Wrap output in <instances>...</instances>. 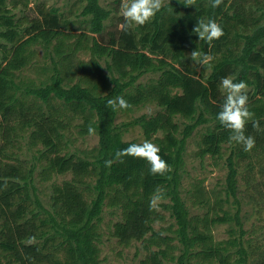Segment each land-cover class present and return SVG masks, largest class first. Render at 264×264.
Here are the masks:
<instances>
[{"label":"trees","instance_id":"1","mask_svg":"<svg viewBox=\"0 0 264 264\" xmlns=\"http://www.w3.org/2000/svg\"><path fill=\"white\" fill-rule=\"evenodd\" d=\"M80 1L86 24L73 27L56 8L41 10L28 22L9 8V0H0V264H100L105 207L120 213L112 234L121 245L142 243L146 254L140 264H264V247L245 239L238 185L239 160L248 161L252 173L264 156V11L248 22L237 0H223L216 8L211 0H163L150 22L125 29L123 20V27L109 30L103 43L92 34L104 32L112 10L101 0ZM199 19H214L223 36L211 43L199 40L192 31ZM90 40L92 58L78 61ZM38 44L47 49L53 45L63 62L39 85L21 75L31 64V47ZM206 55L212 59L202 62ZM190 58L198 64L192 65ZM77 71L80 78L71 84L70 75ZM149 73L158 77L143 82ZM225 77L248 85L249 107L260 122V130L252 122L246 127V134L255 138L250 151L230 143V131L216 119ZM117 97L130 107L113 111L107 102ZM147 104L161 110L117 124L121 110ZM76 116L82 118L80 135H89L92 127L99 136L98 145L82 154L70 151L64 141L67 119ZM178 117L190 122L182 127ZM130 126H140L149 141L154 137L169 165L163 175L152 174L142 158L116 157L129 144L140 143L124 140L123 130ZM202 126L206 131L198 157L220 156L226 144L231 152L225 196L197 185L193 204L209 209L192 215L182 194L185 152ZM25 136L37 148L33 161L13 150ZM39 168L44 178L72 175L53 183L48 204L38 191ZM245 179L254 180L251 175ZM157 189L163 199L150 204ZM231 202L232 213L225 209ZM162 209L174 223L157 230L155 224L166 219ZM225 223L233 224L231 237L216 241L212 228Z\"/></svg>","mask_w":264,"mask_h":264},{"label":"rangeland","instance_id":"2","mask_svg":"<svg viewBox=\"0 0 264 264\" xmlns=\"http://www.w3.org/2000/svg\"><path fill=\"white\" fill-rule=\"evenodd\" d=\"M164 1L169 2V0ZM123 3L124 0H101V4L111 9L113 13L111 19L106 22V29L104 32L102 34H92L94 37H97L100 42H108L109 30L121 29L123 27L122 22L124 18L121 14V6ZM84 4L85 3H82L80 0H9V8L13 9L14 13L19 18L26 17L28 22L38 18L41 10L56 8L61 12L64 20L72 24L73 27H80L86 24L84 22L85 17L81 15ZM236 4H241V9H243V13L248 22H253V18L259 16L262 11H264V0H237ZM241 28L242 25H238L236 30H241ZM79 32L81 31L78 30L76 33ZM89 35H91L90 32ZM88 45V48L77 54L78 61H89L92 58L89 48L90 45H92L91 40L88 42ZM30 50H32L31 64L21 73L25 82H33L39 85L43 80H48L56 72L55 67H62L60 63L63 62H59L60 59L56 51H54L53 45L47 49L43 45L38 44L31 47ZM54 59L58 61V66H56ZM189 62L194 66L198 64L193 58H190ZM101 64L104 66V60H101ZM201 67L202 64L199 63V70H201ZM63 68L66 74L70 72L68 66ZM155 77H158V75L149 73L142 81L148 82ZM79 78L80 74H78V71L74 72L70 75V83L73 84L77 82ZM160 110L161 108L156 104L135 107L127 112L121 110L117 115L116 122L122 125V123L129 122L143 114L149 116L155 115ZM68 114L71 113L68 112ZM81 121L82 118L78 116L67 119L68 126L64 131V141L68 142V149L79 154H82L83 151L93 149L99 142V136L97 134L82 136L78 133V124H80ZM177 121L181 123L182 127H184L185 123L190 122V120L183 119L182 117H178ZM205 131V126L196 130L192 137L189 138L185 152L186 165L182 181V194L192 215H203L209 209V206H198L193 204L192 192L197 185H202L208 194H210V192H215L223 196H225L227 187V158L231 152V148L228 147L229 144H226L220 156L212 157L208 155L201 159L197 154L200 149V141ZM161 135L162 133H159L155 136ZM26 137L27 136L19 138L17 142L18 147L13 148V150L19 153L21 159L32 160L33 155L37 154V148L30 147ZM123 137L124 140H136L140 143L146 140L140 126H130L127 130H123ZM153 139L154 137L151 140L152 143H154ZM260 158L259 162H255L256 168L252 173L246 168V163L248 161L239 160L240 175L238 185L240 189L239 198L242 203V213L245 216V239L250 242L252 246L264 247V156ZM40 172L41 168L37 170L36 183L42 200L48 204L53 183H62L63 180L70 179L72 175L69 173L66 175H54L51 178H44L43 174L41 175ZM249 175H251L254 180L248 183L245 177L248 178ZM214 200V196L211 195V203ZM225 209H228V211L232 213L234 211L233 203L231 202L230 206H227ZM161 212L165 215L166 219L155 224V229L157 230L160 228H167L171 223H174V219L169 211L162 209ZM120 219L119 211H113L109 207L104 208L102 221L100 223V231L102 233V239L99 243L101 249L100 264H140L141 260L145 258L146 251L143 249L140 241H134L130 246H123L118 242L117 238L113 236V225ZM232 225L233 224L225 223L214 226L212 228L214 239L216 241L229 239L231 237L230 229ZM179 252V250L176 251V253ZM167 264H176V262L168 261ZM211 264L220 263L214 261Z\"/></svg>","mask_w":264,"mask_h":264},{"label":"clouds","instance_id":"3","mask_svg":"<svg viewBox=\"0 0 264 264\" xmlns=\"http://www.w3.org/2000/svg\"><path fill=\"white\" fill-rule=\"evenodd\" d=\"M223 0H211L212 7H219ZM163 0H124L121 6V14L124 18V28L131 29L137 25H144L161 10ZM199 38L211 43L213 40L223 36V29L214 19H199L197 25L192 30ZM195 52L192 53V56ZM212 57L205 56L202 62L211 60ZM221 87L224 92V100L220 106L216 119L226 129L230 131L229 142L236 145H242L244 151H250L255 146V138L246 134V127L252 122L253 127L260 130L259 120L254 119V113L249 107V97L247 94L248 85L245 81H236L234 77H225L221 80ZM108 105L113 111L117 109H127L129 103L123 97L108 100ZM89 135L95 134V129L88 128ZM161 148L149 140L141 143H131L128 147L117 151L116 157L132 156L142 158L150 165L152 174L163 175L169 165L161 155ZM164 193L157 189L154 199L150 202L163 199Z\"/></svg>","mask_w":264,"mask_h":264}]
</instances>
